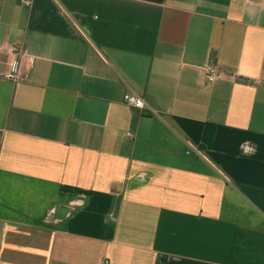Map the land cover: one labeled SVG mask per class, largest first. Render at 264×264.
<instances>
[{
    "label": "crops",
    "instance_id": "0c3cea01",
    "mask_svg": "<svg viewBox=\"0 0 264 264\" xmlns=\"http://www.w3.org/2000/svg\"><path fill=\"white\" fill-rule=\"evenodd\" d=\"M0 264H264V0H0Z\"/></svg>",
    "mask_w": 264,
    "mask_h": 264
},
{
    "label": "built area",
    "instance_id": "2783aa9c",
    "mask_svg": "<svg viewBox=\"0 0 264 264\" xmlns=\"http://www.w3.org/2000/svg\"><path fill=\"white\" fill-rule=\"evenodd\" d=\"M26 6H31V2H24ZM18 69L5 76L8 80H17ZM226 76L225 72L218 67H208L205 69V81L208 84H212L220 79H223ZM124 102L128 106L134 109L143 110L146 108L145 101L138 96L136 93H126L124 95ZM198 155H201V151H197Z\"/></svg>",
    "mask_w": 264,
    "mask_h": 264
}]
</instances>
